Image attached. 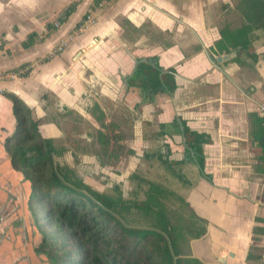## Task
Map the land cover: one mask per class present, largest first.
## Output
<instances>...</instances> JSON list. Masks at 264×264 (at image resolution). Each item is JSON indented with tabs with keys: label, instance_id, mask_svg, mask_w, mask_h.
<instances>
[{
	"label": "crops",
	"instance_id": "0c3cea01",
	"mask_svg": "<svg viewBox=\"0 0 264 264\" xmlns=\"http://www.w3.org/2000/svg\"><path fill=\"white\" fill-rule=\"evenodd\" d=\"M235 2L0 0V72L13 73L0 82V209L10 212L12 200L28 186L31 192L32 174L7 149L18 138L17 99L26 110L21 116L40 119L37 131L51 144L54 167L99 193L118 186L123 197L132 173L159 167L204 222L187 254L200 264H264V173L255 170L247 123V113L264 115V37L252 33L255 61L240 56L250 70L233 60L235 51L215 47L223 26L240 24ZM221 54L228 57L217 62ZM141 63L170 73L174 89L140 88L133 74ZM104 126L120 147L106 164L96 140L97 131L109 130ZM184 128L207 139L201 168L184 150ZM126 149L133 153L124 155ZM12 234L0 237V264L22 260ZM31 237L26 233L27 244Z\"/></svg>",
	"mask_w": 264,
	"mask_h": 264
},
{
	"label": "trees",
	"instance_id": "16d2710c",
	"mask_svg": "<svg viewBox=\"0 0 264 264\" xmlns=\"http://www.w3.org/2000/svg\"><path fill=\"white\" fill-rule=\"evenodd\" d=\"M73 7L74 3H70L56 19H65ZM234 9L241 19L240 24L234 28L223 26L215 47L235 51L233 60L241 68L250 70L240 56L245 54L250 60H256L251 40L253 32L264 37V0H236ZM31 36L29 34L27 40ZM133 78L148 92L174 89L170 73L159 75L155 66L146 63L137 65ZM236 80L242 84L241 70ZM13 106L19 125L18 138L7 149L19 168L28 176L32 174L29 202L49 205L43 210L34 208L35 205L30 208L34 222L42 223V226L35 223L41 234L39 248L50 264H200L187 254L186 246L203 235L204 222L180 195L136 173L129 176L136 182L127 197L122 196L118 186H113L110 192L92 190L68 168L51 164V144L37 131L40 119L29 112L21 116V111L26 110L17 99H13ZM247 123L250 141L255 145L252 152L255 170L264 173V115L247 113ZM104 127L109 130L97 131L96 140L100 161L106 164L110 155L118 154L120 147L113 144L117 140L113 129ZM182 132L184 150L192 151L201 168L200 147L207 139L185 128ZM131 153L132 150L126 149L124 155ZM174 203L188 209L189 214L175 216L174 208L170 207ZM44 224L53 226V230H44Z\"/></svg>",
	"mask_w": 264,
	"mask_h": 264
},
{
	"label": "water",
	"instance_id": "95a60500",
	"mask_svg": "<svg viewBox=\"0 0 264 264\" xmlns=\"http://www.w3.org/2000/svg\"><path fill=\"white\" fill-rule=\"evenodd\" d=\"M227 54H221L215 58L217 62L227 59ZM30 188L28 186L27 192L21 196L22 198L17 200H12L14 202L12 209L10 212L3 211L0 209V237L1 235L5 237V235L10 236L15 235L16 245L18 247V258H22L19 264H29L28 259H30L29 255L36 259L39 258L42 260V264H47L46 257L43 254L38 255L34 253L33 248L38 246V243L41 241V234L37 230L35 224L33 223L31 212L27 208V201L29 198ZM16 227L15 232H13L12 227ZM26 233L29 235L31 233L32 237L30 239V244L25 242ZM27 250V252H26ZM31 260V259H30ZM30 264H33L30 261ZM41 264V263H38Z\"/></svg>",
	"mask_w": 264,
	"mask_h": 264
},
{
	"label": "rangeland",
	"instance_id": "374dc122",
	"mask_svg": "<svg viewBox=\"0 0 264 264\" xmlns=\"http://www.w3.org/2000/svg\"><path fill=\"white\" fill-rule=\"evenodd\" d=\"M143 172L140 173L141 176H143V178L147 179V180H150V181H153V182H157L159 184H161L162 186H164L165 188L173 191L174 193L178 194V185L176 184V181L174 178H171L168 174H164V171L162 169H160L159 167H153V166H150L148 168L145 167H142L141 168ZM136 181L134 180H130V189H129V192H131V190H133V187L135 186ZM124 197H127V195L129 194H126L127 193V190H125L124 192ZM123 195V194H122ZM179 195V194H178ZM139 198H141V195L139 194L138 196ZM35 205V206H34ZM34 208H40V209H48V204H44V203H41L39 205L37 204H34ZM172 206V208H174V212H175V216H178V215H181V216H186L189 214V210L186 209L185 207H179L177 205V203H174V204H171L170 207ZM133 217V216H131ZM134 218V217H133ZM36 224H40V226H42V223L40 221H36L35 222ZM44 230H47V231H51L53 230V226L51 225H43L42 227ZM184 250V249H183ZM58 264H61V263H58Z\"/></svg>",
	"mask_w": 264,
	"mask_h": 264
},
{
	"label": "built area",
	"instance_id": "2783aa9c",
	"mask_svg": "<svg viewBox=\"0 0 264 264\" xmlns=\"http://www.w3.org/2000/svg\"><path fill=\"white\" fill-rule=\"evenodd\" d=\"M86 21H89L90 22L92 20H91L90 17H86ZM54 25L56 26L57 23H54ZM62 45H63L62 43L59 44L58 49H60V47H62ZM12 76H13V73H11V72H0V82L4 81L7 78H10ZM259 111H264V109L263 108H259Z\"/></svg>",
	"mask_w": 264,
	"mask_h": 264
},
{
	"label": "flooded vegetation",
	"instance_id": "af4514ba",
	"mask_svg": "<svg viewBox=\"0 0 264 264\" xmlns=\"http://www.w3.org/2000/svg\"><path fill=\"white\" fill-rule=\"evenodd\" d=\"M29 155H30V152H27V153H26V156H29ZM39 243H40V242H39ZM39 243H38V246H37V247L35 248V250H34L38 255H40V254L43 253V252L40 251ZM43 255H45V254L43 253ZM45 257H46V259H47V260H46L47 264H50V261H49L48 257H47L46 255H45ZM36 260H37L38 263H41V264H42V262H43V261L40 260L39 258L37 259V257H36ZM38 263H36V264H38Z\"/></svg>",
	"mask_w": 264,
	"mask_h": 264
}]
</instances>
